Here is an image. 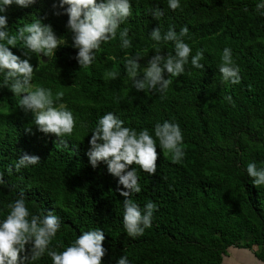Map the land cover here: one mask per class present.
Wrapping results in <instances>:
<instances>
[{
	"label": "trees",
	"instance_id": "16d2710c",
	"mask_svg": "<svg viewBox=\"0 0 264 264\" xmlns=\"http://www.w3.org/2000/svg\"><path fill=\"white\" fill-rule=\"evenodd\" d=\"M53 2L37 0L29 8L15 4L8 8L9 32L15 34L36 16L66 39L51 58L33 55L32 84L50 88L54 95L63 91L57 106L63 103L73 112L76 128L66 144L45 136L32 124V114L19 108L20 97L0 88V171L7 182L0 185V220L9 211L7 204L24 190L32 214L52 211L60 217L53 244L62 242L63 247L57 250L84 231L102 229L108 249L103 264H116L122 255L130 264H221L232 247L250 249L264 260V187L257 189L246 171L250 162L264 166V15L255 10L264 0H181L182 10L176 11L168 8L167 0H131L133 14L121 30L129 29L132 47L122 49L117 35L101 46L88 68H80L74 59L78 49L71 46L68 17L55 16ZM156 7L164 12L159 20L150 14ZM158 26L162 32L187 26L184 41L192 55L204 51L205 69L194 68L190 57L185 73L172 77L164 98L137 92L124 67L126 55L139 52L143 69L156 47L162 54H175L173 42L157 44L150 38ZM225 47L232 49L240 67L239 84L221 82L218 66ZM113 70L119 77L106 80L105 73ZM229 95L234 106L226 99ZM108 112L138 131L148 128L154 135L155 124L167 120L183 132L185 157L180 163H172L171 154L157 147L154 176L131 166L141 185V192L131 198L142 209L148 201L158 206L152 226L136 238L128 237L123 226L124 197L117 190L118 178L104 163L94 169L86 155L91 132ZM28 126L34 134L26 132ZM24 153L41 160L17 172L14 164ZM33 264L52 260L44 255Z\"/></svg>",
	"mask_w": 264,
	"mask_h": 264
},
{
	"label": "clouds",
	"instance_id": "9594fccd",
	"mask_svg": "<svg viewBox=\"0 0 264 264\" xmlns=\"http://www.w3.org/2000/svg\"><path fill=\"white\" fill-rule=\"evenodd\" d=\"M36 3L37 0H0V74H3L0 88L6 87L14 96L20 97L19 108L25 114H32V124L37 131L45 136L53 135L59 143L66 144L67 139L73 136L76 118L63 103L57 106V102L64 97L63 91L54 95L50 88L33 87L35 66L30 62L33 55L42 59L51 58L57 49L67 44L66 39L57 36L50 23H44L43 18L36 16L31 23L19 27L15 34L9 32L8 8L14 4L29 8ZM167 6L173 11L182 10L181 0H167ZM52 8L55 16L66 14L68 17L66 28L71 33V46L78 49L74 59L80 68L91 66L101 46L116 39L117 35L122 49L132 47L129 29L125 27L121 30V25L133 14L131 0H54ZM255 10L264 15V2L256 4ZM150 14L159 20L164 12L156 7L150 10ZM188 34L187 26L179 32L172 26L166 32H162L160 26L154 28L150 38L157 44L173 42L175 54H162L156 47L155 54L143 69L141 53L126 55L124 67L137 92H155L164 98L173 83L172 77L185 73L190 57L194 68L205 69L201 63L204 51L197 50L192 55V48L184 41ZM14 48L21 49L24 58L13 52ZM220 59L221 82L239 84L242 79L240 67L232 49L225 47ZM119 75L118 71H107L104 78L115 80ZM226 99L234 106L230 95ZM26 132L32 133V127H26ZM91 133L86 153L89 163L94 169L100 163L106 164L108 173L118 178L117 190L124 197L123 226L126 234L131 238L142 236L145 229L152 226L158 206L148 201L142 209L131 198L134 193L141 192L136 168L131 166L137 165L154 176L159 156L157 147L166 155L171 154L172 163H180L185 157L183 132L178 124L165 120L155 124L153 135L148 128L138 131L125 126L119 116L108 112L98 119ZM40 160L39 155L24 153L16 160L15 171L38 164ZM7 171L11 174L13 167L9 166ZM246 171L257 189L264 187V166L257 167L255 162H250ZM6 184L4 172L0 171V185ZM9 188L11 190L12 186L9 185ZM7 209V215L0 220V264H33L44 255L51 258L52 264H103L108 249L103 244L106 237L102 229L82 232L74 242L59 251L57 249L63 247V243L54 245L53 241L61 229L60 217L53 215L52 211L43 215L32 214L26 205L24 190L20 191L18 199L7 204ZM116 264H130V261L122 255Z\"/></svg>",
	"mask_w": 264,
	"mask_h": 264
},
{
	"label": "crops",
	"instance_id": "0c3cea01",
	"mask_svg": "<svg viewBox=\"0 0 264 264\" xmlns=\"http://www.w3.org/2000/svg\"><path fill=\"white\" fill-rule=\"evenodd\" d=\"M223 264H264L252 250L247 248L232 247L222 259Z\"/></svg>",
	"mask_w": 264,
	"mask_h": 264
},
{
	"label": "rangeland",
	"instance_id": "374dc122",
	"mask_svg": "<svg viewBox=\"0 0 264 264\" xmlns=\"http://www.w3.org/2000/svg\"><path fill=\"white\" fill-rule=\"evenodd\" d=\"M221 264H223V263L221 262ZM231 264H233V263H231Z\"/></svg>",
	"mask_w": 264,
	"mask_h": 264
},
{
	"label": "water",
	"instance_id": "95a60500",
	"mask_svg": "<svg viewBox=\"0 0 264 264\" xmlns=\"http://www.w3.org/2000/svg\"><path fill=\"white\" fill-rule=\"evenodd\" d=\"M44 59L46 60V58H44ZM44 59H43V60H44Z\"/></svg>",
	"mask_w": 264,
	"mask_h": 264
}]
</instances>
